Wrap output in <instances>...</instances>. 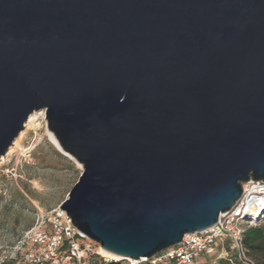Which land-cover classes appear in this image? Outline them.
<instances>
[{"label":"water","instance_id":"obj_1","mask_svg":"<svg viewBox=\"0 0 264 264\" xmlns=\"http://www.w3.org/2000/svg\"><path fill=\"white\" fill-rule=\"evenodd\" d=\"M40 111L79 232L177 246L264 182V0H0V158Z\"/></svg>","mask_w":264,"mask_h":264},{"label":"built area","instance_id":"obj_2","mask_svg":"<svg viewBox=\"0 0 264 264\" xmlns=\"http://www.w3.org/2000/svg\"><path fill=\"white\" fill-rule=\"evenodd\" d=\"M34 224L22 233L27 264H255L243 245L244 232L264 224V182L242 184L241 197L215 225L191 235L152 258L115 261L100 253L99 244L79 232L58 207L36 208Z\"/></svg>","mask_w":264,"mask_h":264},{"label":"rangeland","instance_id":"obj_3","mask_svg":"<svg viewBox=\"0 0 264 264\" xmlns=\"http://www.w3.org/2000/svg\"><path fill=\"white\" fill-rule=\"evenodd\" d=\"M22 132L17 143L24 152L15 147L0 161V264H27L20 241L34 224V211L58 207L81 172L48 140L44 112Z\"/></svg>","mask_w":264,"mask_h":264},{"label":"trees","instance_id":"obj_4","mask_svg":"<svg viewBox=\"0 0 264 264\" xmlns=\"http://www.w3.org/2000/svg\"><path fill=\"white\" fill-rule=\"evenodd\" d=\"M243 245L255 264H264V224L248 228L243 235ZM219 264H227L220 261Z\"/></svg>","mask_w":264,"mask_h":264},{"label":"bare ground","instance_id":"obj_5","mask_svg":"<svg viewBox=\"0 0 264 264\" xmlns=\"http://www.w3.org/2000/svg\"><path fill=\"white\" fill-rule=\"evenodd\" d=\"M40 112H41V111H40ZM35 113H37V112H35ZM35 113H33V114H31V115L29 116V118H28V120H27V122H26V124H25V128H27V126L30 125V124L33 122V119H34V117H35ZM48 131H49V130H48ZM23 134H24V132H21V133L18 135V137H17L16 140L14 141L13 145L8 149L6 155H8L9 153H12L13 150L15 149V147L20 148V150H21L22 152H24V151H23L24 149H23L20 145H18V143H17V140H19V139L22 137ZM47 137H48V140L50 141V143L52 144V146L54 147V149H55L56 151H58L62 156H64L65 158H67L68 160H70L71 162H73V163L77 166V168H78L79 170L82 169L81 165H80V164H79V163H78V162H77V161H76L71 155H69L68 153H66L65 151L62 150V148L60 147L59 143L57 142V140L55 139V137L53 136V134H52L51 132H47ZM8 152H9V153H8ZM5 157H6V156L1 157V158H0V161H1V160H4ZM100 253H101L103 256H105V257H107V258H110V259H114V260H122V259H124V258H122V257L115 256V255H113V254H110V253L106 252V251L103 250V249L100 250Z\"/></svg>","mask_w":264,"mask_h":264}]
</instances>
